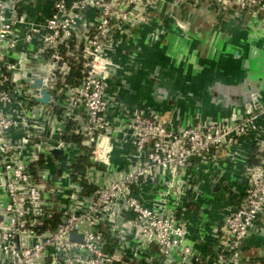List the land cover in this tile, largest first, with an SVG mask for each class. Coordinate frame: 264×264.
<instances>
[{
    "label": "built area",
    "instance_id": "2783aa9c",
    "mask_svg": "<svg viewBox=\"0 0 264 264\" xmlns=\"http://www.w3.org/2000/svg\"><path fill=\"white\" fill-rule=\"evenodd\" d=\"M36 2L0 0V264H249L247 241L264 237V95L168 123L126 107L113 56L163 3L254 15L264 31V0H56L35 18ZM223 158L245 171L241 203L213 221L202 255L186 212L204 205L201 170Z\"/></svg>",
    "mask_w": 264,
    "mask_h": 264
},
{
    "label": "crops",
    "instance_id": "0c3cea01",
    "mask_svg": "<svg viewBox=\"0 0 264 264\" xmlns=\"http://www.w3.org/2000/svg\"><path fill=\"white\" fill-rule=\"evenodd\" d=\"M55 1L37 0L31 16L49 14ZM156 30L159 37L152 34ZM135 33L136 45H119L113 56L115 84L129 109L147 107L178 125L196 116L211 119L239 112L250 88L264 94V31L254 15L241 19L233 10L208 3H163ZM222 93L233 98L219 100ZM255 162L253 152L248 164ZM244 176L242 164L227 158L220 170L199 173L204 205L190 203L186 212L187 244L198 253H211L213 221L241 203ZM244 252L249 264H264V237H252Z\"/></svg>",
    "mask_w": 264,
    "mask_h": 264
},
{
    "label": "water",
    "instance_id": "95a60500",
    "mask_svg": "<svg viewBox=\"0 0 264 264\" xmlns=\"http://www.w3.org/2000/svg\"><path fill=\"white\" fill-rule=\"evenodd\" d=\"M34 87L35 88H39L38 89V93H37V101H39V102H42V103H47L48 102V100H49V95H48V93L45 91V89H43L42 88V81L41 80H36V82L34 83ZM261 92V91H260ZM161 93V92H160ZM262 93V92H261ZM264 94L262 93V95L261 96H263ZM162 96H164V98L166 99L167 98V94H166V92H163L162 91ZM217 98L219 99V100H221V99H223V100H226V99H230V98H233V96H231V97H227V96H225L223 93L222 94H219V95H217ZM51 152L55 155V156H57V155H61L62 157H63V159H66V155L63 153V150H58V149H52L51 150ZM66 165V162L65 161H62L61 162V166L62 167H64ZM58 173H61V169L59 170V172ZM215 188L217 189L218 188V185L216 184L215 185ZM71 238H74V239H76V238H78V236L75 234V233H72L71 234Z\"/></svg>",
    "mask_w": 264,
    "mask_h": 264
},
{
    "label": "flooded vegetation",
    "instance_id": "af4514ba",
    "mask_svg": "<svg viewBox=\"0 0 264 264\" xmlns=\"http://www.w3.org/2000/svg\"><path fill=\"white\" fill-rule=\"evenodd\" d=\"M251 90H254V89H253V88H252V89L250 88V90H249V91H251ZM255 90H257V89H255ZM259 91H261V90H259ZM160 98L162 99V97H160ZM242 101H243V100H242Z\"/></svg>",
    "mask_w": 264,
    "mask_h": 264
},
{
    "label": "trees",
    "instance_id": "16d2710c",
    "mask_svg": "<svg viewBox=\"0 0 264 264\" xmlns=\"http://www.w3.org/2000/svg\"><path fill=\"white\" fill-rule=\"evenodd\" d=\"M79 66L75 67L74 70H78Z\"/></svg>",
    "mask_w": 264,
    "mask_h": 264
}]
</instances>
